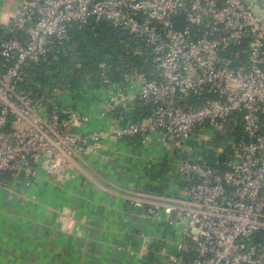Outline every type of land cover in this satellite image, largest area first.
Returning <instances> with one entry per match:
<instances>
[{
  "label": "built area",
  "instance_id": "built-area-1",
  "mask_svg": "<svg viewBox=\"0 0 264 264\" xmlns=\"http://www.w3.org/2000/svg\"><path fill=\"white\" fill-rule=\"evenodd\" d=\"M13 2L9 12L0 0V186L6 178L33 185L42 157L57 167L104 140L135 135L144 143L157 131L183 155L172 172L183 193H122L171 227L172 246L161 249L166 261L264 264V0H253L258 15L244 0ZM86 19L143 40L155 76L112 84L108 110L126 103L130 117L79 132L74 127L88 122L87 114L66 113L61 97L47 109L19 82L27 62L63 44L70 27ZM136 100L147 113L134 114Z\"/></svg>",
  "mask_w": 264,
  "mask_h": 264
},
{
  "label": "crops",
  "instance_id": "crops-1",
  "mask_svg": "<svg viewBox=\"0 0 264 264\" xmlns=\"http://www.w3.org/2000/svg\"><path fill=\"white\" fill-rule=\"evenodd\" d=\"M5 1L2 8L12 12L13 0ZM112 91V84L85 85L75 95L62 94L66 113L79 110L89 117L75 131L130 117L126 103L108 110ZM182 158L157 131L144 143L135 135L104 140L57 167L40 158L33 185L6 178L0 186V264H169L161 249L172 246L171 227L133 206L122 191L182 194L172 173Z\"/></svg>",
  "mask_w": 264,
  "mask_h": 264
},
{
  "label": "trees",
  "instance_id": "trees-1",
  "mask_svg": "<svg viewBox=\"0 0 264 264\" xmlns=\"http://www.w3.org/2000/svg\"><path fill=\"white\" fill-rule=\"evenodd\" d=\"M24 73L20 88L33 101L43 102L47 109L59 105L58 99L63 93L75 95L85 85L102 88L155 76L150 47L143 40L107 21L93 19L74 23L64 43L27 62ZM192 100L191 97L186 99ZM200 100L195 98L193 102ZM147 107L136 100L134 114L147 113ZM213 158L212 154L207 156L208 164L212 165Z\"/></svg>",
  "mask_w": 264,
  "mask_h": 264
},
{
  "label": "water",
  "instance_id": "water-1",
  "mask_svg": "<svg viewBox=\"0 0 264 264\" xmlns=\"http://www.w3.org/2000/svg\"><path fill=\"white\" fill-rule=\"evenodd\" d=\"M244 2H245L246 4H249V5L251 6V9H252V11L254 12V14H256V15L259 14V11H258L257 7L254 6V4H253V0H244Z\"/></svg>",
  "mask_w": 264,
  "mask_h": 264
},
{
  "label": "rangeland",
  "instance_id": "rangeland-1",
  "mask_svg": "<svg viewBox=\"0 0 264 264\" xmlns=\"http://www.w3.org/2000/svg\"><path fill=\"white\" fill-rule=\"evenodd\" d=\"M5 18L3 17L2 20H4ZM204 143L200 144V145H203ZM2 230V229H1Z\"/></svg>",
  "mask_w": 264,
  "mask_h": 264
}]
</instances>
